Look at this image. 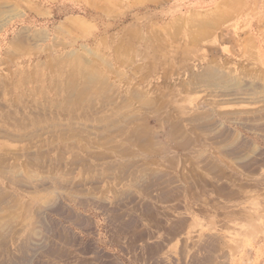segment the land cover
<instances>
[{
  "label": "rangeland",
  "instance_id": "1",
  "mask_svg": "<svg viewBox=\"0 0 264 264\" xmlns=\"http://www.w3.org/2000/svg\"><path fill=\"white\" fill-rule=\"evenodd\" d=\"M0 8V22L13 15L0 28V196L9 203L0 228L18 232L8 248L15 256L29 241L20 264H264V105L241 103L262 95L238 90L231 104L193 86L209 64L243 85L264 84V0H0ZM72 53L96 64L116 102L140 94L156 104L132 100L119 130L99 120L110 115L100 97L93 111L58 115L67 95L54 82L72 71ZM71 128L83 136H63ZM73 143L90 169L72 165ZM64 146L52 172L67 192L53 180L41 192L13 176L30 178V158L59 159ZM113 162L149 176L139 188L134 176L111 177ZM53 198L58 211L46 205Z\"/></svg>",
  "mask_w": 264,
  "mask_h": 264
},
{
  "label": "bare ground",
  "instance_id": "2",
  "mask_svg": "<svg viewBox=\"0 0 264 264\" xmlns=\"http://www.w3.org/2000/svg\"><path fill=\"white\" fill-rule=\"evenodd\" d=\"M2 4V3H1ZM5 11H3L2 8H0V16L2 14H4ZM13 16V15H12ZM12 16L2 20L0 22V28H2V26H4L11 18ZM213 18L209 19V20H206L204 19V21L201 23L204 27L207 26V24L211 23L210 20H212ZM192 25V24H191ZM12 54V53H11ZM70 58L74 59L73 62H74V65H73V68H72V71L71 72H67V73H64L63 70H61L62 72V77L60 79H57L55 82H54V88L58 91L59 94H62V93H66V97L61 100L60 102L57 103L56 107H57V111H58V115L60 114H77L76 112L78 113H81V110L83 111V109H85L86 111H93V109L95 108V103L97 102V99L100 97V101L103 103L104 107H106L107 109H110V115L109 116H105V117H102L100 118L99 120L100 121H104V122H107L109 127H106L107 129L111 128V127H114L115 129L117 128V130L121 129L123 127V125H119L120 124V121H119V118L121 116H123V110L124 108L130 103L132 100L134 101H140V102H143V105L145 107H150L152 106L153 104H156L154 103L152 100H149L147 99L146 97H143L138 94L137 96L133 97L132 100H125V101H120V102H116L115 99H113L111 93L107 92V90H109L108 88L111 87V83L108 81V79L106 78V76H104L102 73H100V70L98 69V67L96 66V64H85V63H81L80 61L78 62V56H76V53H72L70 55ZM194 88L196 90H200V91H204V90H207V91H210L212 94H215V96L217 97H224V98H231V99H228V100H225L226 103H231V104H235V103H239L240 101H237L235 96L237 95L236 94V91L238 90H241V92H244V91H247L248 89H254L253 87H255V89L257 90L258 89V93L262 95L261 99H258L257 101L254 100V101H241V103H246V104H262L264 105V84L261 85H254L255 83H252L250 82V85H243V83H245V79L244 77L242 76H238L236 75L235 73L233 72H226V71H223V70H220L218 68H215L214 66L212 65H207L205 67V69H203L200 73H197L194 75ZM34 78L30 77V78H26L25 81L26 82H34L33 80ZM112 88V87H111ZM244 95V94H243ZM242 96V95H241ZM239 99V98H238ZM155 111L157 109H154ZM17 111V109H16ZM19 111V110H18ZM50 111V110H49ZM88 113V112H87ZM94 113V112H92ZM95 114V113H94ZM100 116V115H98ZM60 116H57L55 117V120H58L60 121L59 119ZM9 118V117H8ZM74 118V117H73ZM71 118V119H73ZM196 118L195 117H191V119L188 120V122H193L195 121ZM124 121V120H123ZM126 121V120H125ZM201 121V120H200ZM199 121V122H200ZM128 123V122H126ZM30 124V123H29ZM118 125V126H117ZM209 126V124H207ZM213 125V124H212ZM178 126V125H177ZM177 126H174V128H172V131L170 132L171 134L174 133V140H175V136L178 134V130H177ZM207 126V127H208ZM74 127V126H73ZM202 127V126H200ZM213 127V126H212ZM98 128H101V129H104V126L102 127H98ZM198 128V127H197ZM49 130V128H47ZM54 129H57L56 127H54ZM138 128H136L137 130ZM210 129H214V128H210ZM175 131V132H174ZM75 132V133H74ZM211 132V130H210ZM52 134V131L50 132ZM53 134H54V131H53ZM66 134V135H65ZM65 134H63V136H65L66 138L68 136L70 137H81L83 136V133L81 131L78 132V130L76 128H71L70 130V133H67V130L65 132ZM135 134V133H134ZM136 134L138 135H142V134H139L137 131H136ZM136 134L134 136H136ZM56 135V133H55ZM109 135V134H108ZM186 135V134H185ZM224 135V134H223ZM59 136V135H58ZM57 136V137H58ZM91 136L94 137V139L98 140L99 141V138L103 137L104 135H99L97 133H94V134H91ZM90 136V137H91ZM96 136H99L96 137ZM184 136V135H183ZM183 136L181 137L182 141H186L188 135L184 136L185 138L183 139ZM219 136V135H218ZM234 137V135H232ZM237 137V135H235ZM139 137V136H138ZM222 137V136H221ZM133 138V137H132ZM148 138V137H147ZM220 138V137H219ZM223 138V137H222ZM129 139V138H128ZM178 139V137H177ZM138 140V139H137ZM143 140V139H141ZM179 140V139H178ZM198 140V139H197ZM221 140V139H220ZM226 140V139H225ZM181 141V140H180ZM189 141V140H188ZM129 142V141H128ZM139 142V141H138ZM144 142V141H143ZM187 142V141H186ZM185 142V143H186ZM222 142V140H221ZM142 143V142H141ZM139 143V144H141ZM145 143V142H144ZM157 143V142H156ZM155 143V144H156ZM223 143V142H222ZM246 143V142H245ZM130 144V143H129ZM137 144V143H136ZM137 144V145H139ZM143 144V143H142ZM139 145V148L142 146ZM184 144V143H183ZM240 144V143H239ZM132 146L134 145V143L131 144ZM146 145L148 146L149 143ZM146 145L144 144L143 146L146 147ZM182 145V144H181ZM178 146V145H177ZM185 146V145H184ZM152 147V146H151ZM71 148H72V151H73V159L71 160L72 162V165L73 166H78V165H82L85 169H90L89 167V159L85 158V155L83 156L81 153H79L75 148H76V144L73 143L71 144ZM73 148L75 150H73ZM123 148V152H127V146L126 147H121ZM120 148V149H121ZM125 148V149H124ZM109 149V148H108ZM107 149V150H108ZM129 149V148H128ZM142 149L143 151V147L140 148V150ZM146 151L148 150L147 148H144ZM155 149V147H154ZM153 149V150H154ZM110 150V149H109ZM127 150V151H126ZM144 150V151H145ZM234 150V149H233ZM68 149L64 146L62 148H59V154L60 152L61 153H67ZM122 151V150H121ZM119 150L118 153L121 152ZM149 151V150H148ZM156 151V150H155ZM241 151V150H240ZM113 152V151H112ZM122 152V153H123ZM116 153V151H115ZM235 153H237L235 151ZM234 153V154H235ZM239 153V152H238ZM36 154V153H35ZM101 153H95L92 157L93 158H100ZM132 154V153H131ZM129 153V155H131ZM31 155V154H30ZM41 154H36L34 158H30L29 159V162H30V166L35 169L34 172H29L28 175L30 174L31 177L30 178H27L25 176H22L20 175L21 173V170L19 172H17L18 176H16V174L12 173L13 176L15 175V178H18V177H21L20 180H22V183L23 181L27 182L28 184L30 185H33L34 186V190H38V191H41V192H45V191H48L50 188H47L46 186L48 187H51L49 186L48 184L46 185V182L47 181H51L53 180L55 185H56V189H59L60 191L64 192V191H68V187L67 186H64L60 181L59 179L53 175V172H52V169L58 165V162H62L64 160V158L61 156L60 154V157L58 159V156L56 157L57 159L56 160H42L40 159V157H42V155L40 156ZM126 155V154H125ZM98 156V157H97ZM31 157V156H30ZM126 157V156H125ZM236 157V156H235ZM240 157V156H239ZM238 157V158H239ZM47 158V157H46ZM230 159V158H229ZM237 159V157H236ZM16 162V161H15ZM61 164V163H60ZM138 164V163H137ZM65 165V164H64ZM105 165V164H104ZM132 164L130 163V166ZM95 166V165H94ZM100 166V165H99ZM129 164H128V167H130ZM133 166V165H132ZM141 167V165H138ZM138 166H136V168H138ZM126 168L124 169V166L123 165H120V164H114V162L112 164H110L108 167H106L107 170H105L107 173H110L111 177H113V174L116 175V170L119 172L118 174H121L123 177L124 176H134L135 180H136V186H138L139 188L142 186V183L144 180H146L148 173H143V174H135L136 171H134L133 169L130 171V168ZM4 170L6 167H3ZM2 168V170H3ZM9 168V167H8ZM17 168V167H16ZM15 168V169H16ZM57 168V167H56ZM66 168V166H65ZM103 168V166L101 167ZM7 169V168H6ZM37 169H41V172H37L38 170ZM96 169V167H95ZM8 170V169H7ZM126 170V171H124ZM94 171V170H92ZM5 172L7 173V171L5 170ZM26 172V171H25ZM101 172V170H100ZM5 173V175H7ZM100 174H97L99 175L100 177ZM107 176V175H106ZM105 176V177H106ZM121 177V176H120ZM60 178V177H59ZM125 178H128V177H125ZM153 178V177H152ZM152 178L150 180H152ZM70 179V178H69ZM125 180V179H123ZM127 180V179H126ZM132 180V179H131ZM70 181H72V179H70ZM120 182V181H119ZM48 183V182H47ZM147 183V182H145ZM71 184V183H70ZM77 184V183H76ZM46 185V186H45ZM132 185V184H131ZM146 185V184H144ZM76 186V185H75ZM79 185H77L76 188H78ZM128 186V185H127ZM72 187V186H71ZM134 187V186H133ZM82 188V187H81ZM80 188V189H81ZM70 190V189H69ZM74 190H77L79 191V189H74ZM81 193V190L79 191ZM83 192V190H82ZM86 192V191H85ZM132 192V191H130ZM56 193V192H55ZM65 193V192H64ZM128 193V192H126ZM133 193V192H132ZM131 195V193H129ZM69 195V194H68ZM149 195V194H148ZM74 196V195H73ZM85 197V196H84ZM8 196L7 194H4V195H1L0 196V213H2V210H1V207L3 208V206L5 204H9L8 202H6ZM54 199V200H53ZM52 200H48V203L46 205H51L53 206V208H57V205H59V202H60V199L59 198H53ZM11 202V201H10ZM43 203V202H42ZM46 203V202H44ZM41 205V204H40ZM49 207L48 208H51L52 207ZM137 205V204H136ZM42 208V206H40ZM9 208H11V206L7 207V208H4L5 210H8ZM40 208V209H41ZM43 208H46L47 210V206H43ZM14 209V208H13ZM40 209H37V213L35 212L36 215H39L42 213V210L40 212ZM50 209V210H51ZM60 209V208H59ZM57 208V211L59 210ZM137 209V208H136ZM45 210V209H44ZM36 211V209H35ZM61 211V210H60ZM8 211H6L7 213ZM59 214L61 212H58ZM117 214V213H116ZM8 216H4V218L6 217H9L11 214L10 212L7 214ZM20 215V214H19ZM2 216V217H3ZM16 217V216H15ZM14 217V218H15ZM122 215H116L115 219L116 220H121L122 219ZM13 218V219H14ZM1 219V218H0ZM48 219V222H49V225H53V222L51 220V217H47ZM15 220V219H14ZM54 220V219H53ZM73 220V219H72ZM40 224L43 226L44 228V225H46V223H43L44 220H40ZM76 221V220H75ZM122 221H126V220H122ZM121 221V222H122ZM47 222V220H46ZM47 222V223H48ZM123 222V224H124ZM127 223V221H126ZM133 223V222H132ZM4 226V225H2ZM49 229H50V226H48ZM52 228H55L52 226ZM45 229V228H44ZM43 231H46L47 230H44ZM48 229V230H49ZM52 230V229H51ZM51 233H53V231H51ZM57 230V229H56ZM238 230H239V233L241 232L239 226L238 228H236L234 230L235 234L238 235ZM1 231H4V235H0V240H1V243H0V259L3 261V263H6V264H20L22 263V261H25V263L28 262V259L30 258V248H29V245H27V243L29 242L28 240L25 241V251H24V246H18L17 245V249H19L20 251H24L23 255L22 256H15L14 255V252L12 253V251L10 249H8L10 247L9 243L13 244L12 243V240L14 239L15 242H17L18 240H16L14 237L15 235L18 233L17 231L16 232H13V229L12 228H8L7 224L5 225V227H2L0 228V232ZM42 231V232H43ZM49 232V233H50ZM60 233H62L60 231ZM43 234V233H42ZM56 234V233H55ZM39 235V234H38ZM59 235V234H58ZM61 235V234H60ZM35 236V235H34ZM43 236V235H42ZM62 236V235H61ZM39 237V236H38ZM47 237V236H46ZM48 237H51V236H48ZM57 237V236H56ZM56 237H54L55 239H57ZM29 238V237H28ZM27 238V239H28ZM62 238V237H60ZM58 237V241L60 240H63L60 239ZM30 239V238H29ZM42 239V238H41ZM47 239L48 240V243L46 244V248L49 247L48 245L51 244V242L49 241L50 238H45L44 236V240ZM13 240V241H14ZM46 240V241H47ZM65 240H67L65 238ZM61 242V241H60ZM65 243V241H62ZM61 242V243H62ZM67 243V242H66ZM15 244V243H14ZM44 241L42 239V242H41V245L44 246ZM52 244H56L52 242ZM70 245V244H69ZM40 249H43L44 248H40ZM63 249V248H62ZM48 251V250H47ZM58 254L59 252V249H57V251H54ZM62 252V251H61ZM60 252V253H61ZM67 253V252H65ZM56 254V255H57ZM31 255H33L34 257V254L31 253ZM52 255V254H51ZM49 255V256H51ZM55 255V254H54ZM53 255V256H54ZM37 256V255H36ZM52 256V257H53ZM58 256V255H57ZM66 256H69V255H66ZM43 257V256H42ZM55 257V256H54ZM59 257V256H58ZM32 258V257H31ZM57 259V257H55ZM24 263V262H23ZM35 264H37L36 262H34ZM40 263V262H39ZM31 264V263H29Z\"/></svg>",
  "mask_w": 264,
  "mask_h": 264
}]
</instances>
